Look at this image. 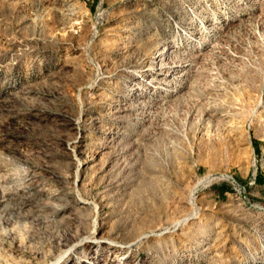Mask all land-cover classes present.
<instances>
[{
  "label": "rangeland",
  "instance_id": "374dc122",
  "mask_svg": "<svg viewBox=\"0 0 264 264\" xmlns=\"http://www.w3.org/2000/svg\"><path fill=\"white\" fill-rule=\"evenodd\" d=\"M0 264H264V0H0Z\"/></svg>",
  "mask_w": 264,
  "mask_h": 264
}]
</instances>
